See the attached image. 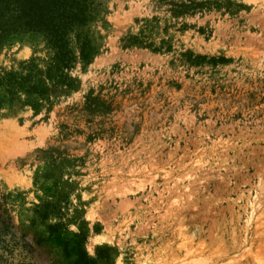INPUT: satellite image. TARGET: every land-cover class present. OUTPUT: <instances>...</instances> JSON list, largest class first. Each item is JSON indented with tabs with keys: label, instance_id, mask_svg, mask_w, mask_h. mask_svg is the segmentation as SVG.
<instances>
[{
	"label": "rangeland",
	"instance_id": "rangeland-1",
	"mask_svg": "<svg viewBox=\"0 0 264 264\" xmlns=\"http://www.w3.org/2000/svg\"><path fill=\"white\" fill-rule=\"evenodd\" d=\"M92 1L0 42L2 264H264V0Z\"/></svg>",
	"mask_w": 264,
	"mask_h": 264
},
{
	"label": "trees",
	"instance_id": "trees-1",
	"mask_svg": "<svg viewBox=\"0 0 264 264\" xmlns=\"http://www.w3.org/2000/svg\"><path fill=\"white\" fill-rule=\"evenodd\" d=\"M93 17L92 0H0V42L13 34L42 33L57 50V59L66 66L71 59L68 36ZM81 58L91 53L90 42L78 31ZM10 216L0 206V264L11 256L5 235L10 232Z\"/></svg>",
	"mask_w": 264,
	"mask_h": 264
},
{
	"label": "bare ground",
	"instance_id": "bare-ground-1",
	"mask_svg": "<svg viewBox=\"0 0 264 264\" xmlns=\"http://www.w3.org/2000/svg\"><path fill=\"white\" fill-rule=\"evenodd\" d=\"M251 204V203H250ZM252 213V212H251ZM250 217V216H249ZM249 219V218H248ZM202 252V251H201ZM255 255V254H254ZM241 257H242V255H241ZM258 258V257H257ZM259 259V258H258ZM259 261V260H258Z\"/></svg>",
	"mask_w": 264,
	"mask_h": 264
}]
</instances>
